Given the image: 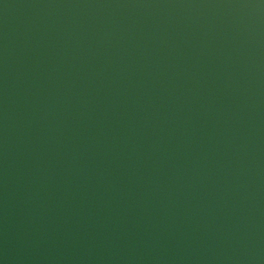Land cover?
<instances>
[{
  "label": "water",
  "instance_id": "1",
  "mask_svg": "<svg viewBox=\"0 0 264 264\" xmlns=\"http://www.w3.org/2000/svg\"><path fill=\"white\" fill-rule=\"evenodd\" d=\"M0 264H264V0H0Z\"/></svg>",
  "mask_w": 264,
  "mask_h": 264
}]
</instances>
